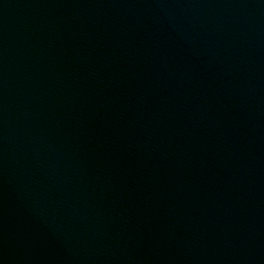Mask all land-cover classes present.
Masks as SVG:
<instances>
[{
  "label": "water",
  "instance_id": "1",
  "mask_svg": "<svg viewBox=\"0 0 264 264\" xmlns=\"http://www.w3.org/2000/svg\"><path fill=\"white\" fill-rule=\"evenodd\" d=\"M0 264H264V0H0Z\"/></svg>",
  "mask_w": 264,
  "mask_h": 264
}]
</instances>
